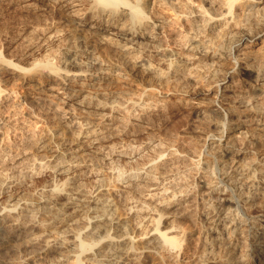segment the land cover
I'll return each mask as SVG.
<instances>
[{
	"label": "bare ground",
	"instance_id": "6f19581e",
	"mask_svg": "<svg viewBox=\"0 0 264 264\" xmlns=\"http://www.w3.org/2000/svg\"><path fill=\"white\" fill-rule=\"evenodd\" d=\"M198 2L0 0V7L3 8L23 6L35 14L47 9L60 12L72 25L71 29L73 27L76 31V38L83 42L76 47L78 49L74 48V44L64 47L63 55L57 57L60 64H55L49 57L45 63H35L28 70L17 64L18 67H11L10 60L0 55V134L3 126L16 133L15 130L22 129L24 123L28 124L26 121L17 122L20 119H15L16 114L5 111L9 107L5 101L13 91L8 88L10 74L3 73L20 71L19 67L25 70L22 77L27 94H37L52 102L54 97H58L59 102L55 105L56 109L65 113L61 112L67 119L66 130L79 129L77 138L64 140L68 149L63 150L37 138L38 130L35 132L28 126L30 124L27 125L29 133L25 138L21 134L20 137L29 144L36 143L34 145L38 148L50 150L51 161L41 156L32 158L30 151L27 153V145V150L22 148V138L15 140L18 142L16 154L0 146V264H30L32 255L41 254L53 255L56 258L53 264H148V261L151 263V259L157 258H167L171 264L185 262L188 257L183 252V241L189 237L188 228L177 225L172 219L173 213L167 212L180 203L184 205L185 212L183 208L180 210L194 214L195 203L197 205L192 198L194 193L203 202V214L210 225L207 226L212 235L209 244L222 252L220 255L209 253L208 262L264 264V150L261 152L259 147L258 150L255 148L261 136L264 137V101L262 103V98H257L261 102L260 105L257 100L258 105L255 96L249 95L244 99L247 94L243 95L244 89L245 92L249 89L264 91V0H203L201 5ZM105 45L120 55L119 60L115 59L118 62L107 63L105 58L95 54V46ZM87 53L94 55L89 57ZM228 58L233 62L220 77L218 74L224 68L221 70L219 67L227 63L225 60ZM139 73L147 78V82L144 83V78L143 85L134 91L128 88L123 91L125 95L112 93L109 96L97 92L101 79L109 81L115 78L120 83L117 85L123 88L132 86L133 77L136 78ZM234 73L244 78L235 80ZM210 78L216 89V108L204 106L199 101L211 92V89L205 91L199 88ZM34 81L37 82L32 83ZM238 81L242 84H237ZM155 82L162 84L160 88L163 84H170L172 90L156 88ZM90 90L97 91L92 93ZM175 92L186 95L185 99L189 101L186 111L189 109L191 116L204 123L206 120L208 124L204 125L215 128L217 132H205L208 128L196 122L193 137L195 135L194 139L202 146L200 153V150H195L199 154L188 153L189 149L186 152L185 148L182 152L168 145L170 153L166 160L161 159L160 154L146 155L148 157L143 154L145 161L140 160L143 164H136L141 168L129 167L132 170L128 172L115 165L116 180L120 183L117 191H137L146 186L144 198L149 206L142 204V197L141 206L139 202L135 205L137 200H133L134 204L130 202L127 212H124L127 217L117 212L113 190V193L109 192L102 184L93 192H84L85 189L77 186L78 183L76 187L82 190L73 187L68 177L74 169L78 170L77 176L84 172L83 165L89 152L90 155L92 152L102 153L108 147L104 151L102 149L109 146L112 153L116 151L121 159L125 157L122 155L130 156L133 162L141 146L126 143L130 124L135 125L134 121L146 124L160 122L161 117L175 106L177 101L171 98ZM111 96L115 98L110 99ZM7 111L9 114L5 113ZM211 111H220L222 122L210 119ZM4 114H7L6 117ZM80 137H85V140L80 141ZM153 142L149 140L142 146L148 148ZM199 144L195 145L197 149ZM32 146L28 145L31 149ZM176 147L179 148L178 145ZM87 172L86 175L92 174ZM99 173L94 174L97 176ZM166 174L173 177L169 186H165L169 182ZM49 175L60 179L41 187L35 200L15 194L24 184L29 185V182L40 181L41 177L45 179ZM196 175H199V183L192 184ZM100 179L103 180L102 177ZM178 186H184L179 189L180 192L176 189ZM138 204L140 207H137ZM172 212L177 213L175 210ZM39 213L46 214V218L40 219ZM130 215H139L140 219L134 224L131 222L134 217L130 221ZM22 250L30 254L20 257L18 254ZM205 258L207 256L201 260L194 259L201 262ZM192 262L190 264L196 261Z\"/></svg>",
	"mask_w": 264,
	"mask_h": 264
},
{
	"label": "rangeland",
	"instance_id": "374dc122",
	"mask_svg": "<svg viewBox=\"0 0 264 264\" xmlns=\"http://www.w3.org/2000/svg\"><path fill=\"white\" fill-rule=\"evenodd\" d=\"M197 1H199L198 2L199 5H201L203 3V0H201L202 2L200 0H197ZM18 7H20V8H18ZM1 8L4 9V10H2ZM5 8L6 7H4V8L0 7V10H2V12L0 11V28H2V30H3V31L0 30V53H1L0 55L3 56V58H6L7 60H10V63L12 64L11 67H13V68L14 67H18L17 65H19L21 67H24L26 70H28L30 67L32 68V66H34L35 63H38V62L45 63V61L48 60L49 57L55 62V64L56 63L60 64V61H59V59H57V57H59L60 55H63V53L65 52L64 47L69 46V45H71V46L75 45L74 48H76L80 44H83L82 41H79V39L76 38V36H77V34H75L76 31L73 30V27L71 29L72 25H70V23L68 22L66 17H63V15L60 14V12H58V11H55L53 9H49V10L47 9L43 13L41 11H39V12H36V14H35V12H33V11H27L26 8H24L23 6H13V9L17 8L16 10L15 9L13 10L12 7H10V9H9V7H7L6 9ZM21 8H23L25 10H23ZM3 11H5V12L3 13ZM24 13H25V15H24ZM50 13H52V14H50ZM50 15H52V16H50ZM227 38L228 37H226V39ZM95 47L93 48V50H96L95 54L96 55L99 54L102 59L105 58L106 59L105 61L107 63L118 62V60L120 59V57H119L120 55H118L117 52H115L113 50L111 51V49H108L110 46L105 45L103 47H96V48ZM76 49H78V48H76ZM108 52H109V54H108ZM112 52H114V53H112ZM92 54L94 55V53H92ZM87 55L89 57H91V56L93 57V55H91V53H87ZM52 57H54V58L56 57V58L54 59ZM56 59L58 60V62H56L57 61ZM115 59H118V60H115ZM225 62H227V63H224L223 64L224 66L222 65L221 67H219L221 70L224 68L222 71H220V74H218V75H220V77L224 76V73L229 69V67L231 66L230 64H232L233 60L231 58L230 59L228 58V60H225ZM228 65H230V66H228ZM225 68H227V69H225ZM18 69L20 70V71H17L18 73L16 71L15 72H11V73L6 72L7 74L3 73L4 75H9L10 74V79L11 80L9 81L10 83L8 85V88H11V91H13L12 94L10 92V96L8 97V100L5 101V103L9 107L12 104V106H11L12 108L11 109H9V107L5 108V111L6 110H10L11 112L9 111V113L16 114V115H14L15 119L16 120L20 119L17 122H19V121H24L25 122L26 121V123H28L30 125L25 124L24 122H23L24 124L21 123L20 126H22V124H23V128L22 129H17L18 131L15 130L16 133H12L13 131H10V129H8L7 126H3L2 132L0 134V146H1V148L5 149V147H6V149L11 154H16L17 153V143H18L16 141H17V139H21L22 138V137H20V134H21V136H23L25 138L26 134L29 133L30 129H35V132L38 130L37 131V133H38L37 138L42 139V140L44 139V140L48 141V143H50V145L52 144L53 146H55L57 148L59 147V149L60 148L63 149V150L64 149H68V146L64 144V140L68 139V138L69 139L70 138L71 139L72 138H77L76 135L78 134L79 129L75 128V129H72V130H70V129L66 130L67 128H65V126H66L65 124H66V120L67 119L63 115L65 113L60 111V110H58V109H56L57 107L55 105L56 103L59 102L58 101L59 100L58 97H54V101L52 102V101H49L45 97L44 98L43 97H39L37 94H29L28 95L27 94V88H25V86L23 85V77H24L23 75L25 74V72H24L25 70L22 71L21 70L22 68H20V67ZM224 70H225V72H223ZM22 73H24V74H22ZM137 75L138 76L136 78L133 77L132 86H125V87L122 86L123 88H121V86L120 87L118 86V85H120V83L115 78H112L109 81L108 80H104L103 81V79H101V80H99V82H102V84H100L101 86L98 87V89H97L98 91L95 90L94 92H96V91L99 92L100 91L103 95L106 94L108 96L110 94H112V93L119 94V95H122V94L125 95L124 92L128 88L130 90L133 89L132 91H134L135 89H138L141 85H143V80H144L145 77L141 73H139ZM234 75H235V80L239 79V81H241L244 78L243 76H239L236 73H234L233 76ZM115 77H118V76H115ZM211 79L212 78L208 79L210 81V83H209V81L207 82L205 80L207 83L205 84L204 82H202V84L199 86L200 89L203 88V89H205V91L211 89L210 90L211 91L210 94H207V95L205 94V98H201L199 101L202 102V104L204 106H208L209 108L214 106L216 108L217 105H216V103L214 101V97H215V93L214 92H215L216 89L213 87L214 83H213V81L211 82ZM107 81H108V84H106ZM239 81L237 82V84L241 85L242 82H239ZM36 82L37 81H34L32 83H36ZM116 82H118V83H116ZM146 82H147V78H145V80H144L145 84H146ZM78 83H80V81ZM153 84H154V87H156V88L158 87L161 90L163 89V91L172 90V85H170V84L169 85L168 84H163L162 88H160L162 84L160 85V83H158V82H155ZM92 87L93 86H90V88H92ZM173 90L175 91V89H173ZM243 91H244L243 95L247 94V95H245L244 99L248 98L249 95H251V96H255L256 102L258 100L259 104L261 102L263 103V101H264V91H262L263 93L261 91H259V90L258 91L254 90L255 91L254 92V91H252L250 89L248 91L246 90L247 93L245 92V89ZM90 92L94 93L93 90L92 91L90 90ZM176 93L177 92L172 94L171 95L172 97L170 96L172 98V100L177 101L176 103H174L175 104V106H173L174 108L172 107L173 110L171 109L172 111L170 110L167 113H165L166 115L167 114L168 115L167 116L163 115L164 117L163 116L161 117L162 119L160 120V122L159 121L158 122H148L146 124V123H138V121H134V122H136V123H134L135 125L130 124V127H129L130 134L128 135L130 137L128 138V136H127L128 140L126 138V143H128L130 145L135 144L136 147H140V146L142 147V148L140 147V149L137 152V154L133 157V160H134L133 162L131 160L132 157H130V156H128L129 158H127L126 155H122V156H125L126 158L122 157V159H121V156L118 155L116 151H113V153H112V150L109 149L110 148L109 146H105V148L102 149L104 151L108 147L104 151L105 153L104 152H102V153L94 152L95 153V155H94V153L91 151L92 152L91 155H90V152L88 154H86V157H85L86 161L84 163L85 165H83V166H85V167H83L84 168V170H83L84 172H81V174H79L80 177H79V175L77 176L78 170L74 169V170L71 171L72 173L70 174V176L68 178H71V181L73 182L72 183L73 187L76 188L77 190H79V189H81L83 187L82 189L86 190V191L83 190L84 192H93V190L97 189L96 187H98V185L100 186L102 184L101 186L107 188L108 191L110 190L109 192L113 193V191H114V193L112 195L115 194L114 195L115 198L113 200H114V203H115V207L118 208L117 212L119 214L120 213L124 214L126 209L128 210L129 206L131 204H134L133 203L134 201L137 200L135 202V205L138 202L140 204V200H141V202L143 201L142 198L144 199V201H146L145 198H144L145 192H146V189H145L146 186H144V188H142L140 190H137V191H141L139 193L136 190H134V189L130 190L131 192L130 191H123L122 192V190H119V192L121 191L120 193H122V195H120V193L117 191L118 188L120 187V185H118V184H120V183L116 180V170H115L116 168H115V165H116L117 168L119 166V169L122 168L125 171L127 170L126 172L132 170L133 166H134L133 169H135V167L136 168L137 167L141 168L140 165L137 166L136 164H137V162L140 164V163H142L141 161H143V160L145 161V159L143 158L144 155H145V157H148L146 155L153 156L154 153L155 154H160L161 155L160 158L161 159L165 158L164 160H166L169 157V153H170L169 148L178 149V150L180 149L182 152H184L183 151L184 148H185V150L189 149V151L186 150V152L188 151V153L189 152L196 153V151L200 150L199 151V153H200L201 150H202V146L197 142L196 139H194L195 135L193 137V134L195 133L194 131H196V130H194L193 128L195 127V124L197 125L196 122H198V124H199L201 121L196 120L193 116H191L192 114H189L190 113L189 109L186 111V107H188L187 105L189 104V101H187L185 99L186 95H184V94H176ZM102 94H100V95H102ZM49 98H53V97H49ZM113 98H115V97L111 96L110 99H113ZM257 98H259L260 100L262 98L261 102ZM258 102H257V104H258ZM61 112L63 114H61ZM1 113H2V111H1ZM5 113L9 114L8 111L5 112ZM210 113H212V111ZM221 114L222 113L220 111L213 112L212 116L210 115L211 116L210 119H213V121L215 119V121L222 122L223 115H221ZM6 115L4 114L3 116L6 117ZM192 121H193V125L194 126L192 125ZM136 124H137V127H136ZM141 124H144V125L142 126ZM204 124H206V125L208 124L206 120H205V123L204 122L200 123L201 126H203ZM27 125L30 127V129L27 128L28 127ZM31 125L33 126V128L31 127ZM149 125H152V126H149ZM206 125H204L205 129L208 128V130H205V132H208V131L210 133H213V132L216 133L217 132V130H215V128H213V127L211 128L210 126H206ZM135 129L136 130L138 129V130L136 131ZM191 132H193V133H191ZM190 134H192V135H190ZM148 137H150V139ZM24 138H22V140H23V144L25 146L23 145L22 148H24L26 150H27V148H29L30 150L28 149L27 153L30 151L29 153H30L32 158H34V157H38L39 158L41 156L45 160H49L50 159L49 161H51L52 153H51L50 150H47V149L44 150V149L38 148L37 145H34L36 143H33V142H30V144H29V141L27 142V140H25ZM80 138H81V140H80ZM80 138L77 140V142H79V140L80 141L85 140V137H80ZM149 140H153L154 141L152 143V146H150V147L148 146V148H147V146H145V147L142 146V145H145L147 143V141H149ZM156 141L157 142L159 141L158 144H157ZM155 142H156L157 145L155 144ZM259 142H258L259 146L256 145L255 148L257 150L260 148L259 151L263 152V150H264V137H263V135L261 136V140ZM116 143L117 142H115L114 144H116ZM192 143H195V144H192ZM117 144L115 146H119ZM128 144H126L125 146H130ZM154 144H155L156 147L153 146ZM176 144L178 145L179 148L176 147L177 146ZM197 144H199L201 146L200 147L198 145L199 149H197V147H196ZM7 145H9L10 147L7 146ZM26 145H27V148H26ZM28 145H30V146L33 145L32 147L34 148V150H33V148L31 149V147H28ZM158 145L160 146V148H161V146H164V147H162V148H164V150L162 148L159 149ZM2 146H4V147H2ZM76 146H77V144H76ZM194 146L196 148H194ZM15 147H16V149H15ZM152 147H153V149H152ZM154 147L155 148L158 147L157 148L158 150L156 151L157 153L154 152L155 151ZM166 148H167V152L165 151ZM115 149H117V148L115 147ZM142 149H144V150H142ZM32 150H33V153H32ZM193 150L194 151L196 150V151L194 152ZM42 151H44V152H42ZM146 151L147 152L151 151V152L147 153ZM115 153L118 155V157H120L119 160L117 158V155H115ZM199 153L197 152L196 154H199ZM98 154H99V156H98ZM150 154H152V155H150ZM96 156H98V157H96ZM115 156H116L117 159L115 158ZM137 156H138V158H137ZM89 158H91L92 160L88 161ZM114 160H115V162H114ZM87 161H88V163H87ZM129 161L132 162V163L128 166L127 164H129ZM86 163H87L88 166L86 165ZM183 163H185V162L183 161ZM127 166H128V168H127ZM1 167H2V164H1ZM129 167H132V168H129ZM93 170H94V172H93ZM99 170H100V173H99ZM111 170L115 171V172H112ZM73 171H77V172L75 173ZM214 171H216V169H214ZM85 172H87V174H91V173L92 174L91 175H86ZM94 173H99V175L103 178V180L101 181V179H100L101 177L99 175L96 176ZM169 175H172V174L169 172ZM169 175L166 174V176H168V177H169ZM84 176H86V177H84ZM172 176L175 177L174 174ZM197 176H199V175H196V179L195 178H194L195 180L193 179L194 181L192 180V184H195L197 181H198L197 184L199 183V179L200 178L197 177ZM47 177L45 176V179H44V177H41L42 179L40 178V181H39V179L36 180L37 182H29V183H31L29 185H28V183L24 184V186H22L20 188V190H18V192L16 191L15 194L17 195V193H18V194H20L19 195L20 197L22 196V197L28 198L30 200H35V198L37 197L36 195L40 191L39 189H41V187L49 185V184H51V182L53 183L55 180L59 181L58 179H60L59 177H58V179H56L57 177H54L53 175H49V177L48 178ZM168 177H167V181H169L168 182L169 184L167 183V184H165V186H169L170 184H172L171 180H173L172 179L173 177H169V178ZM97 178H98V180L101 183L100 182L98 183ZM81 183H83V184H81ZM75 184H77V186L80 185L79 187H81V188L76 187ZM25 185H27V186L25 187ZM172 186L175 187V185H172ZM182 187H184V186H178V188H176V189L180 192V190L183 189ZM112 188H115V190L112 189ZM133 190L136 191L137 193L134 192V194H133ZM143 190H144V192H143ZM127 192L129 193V195H128ZM141 194H142V196H141ZM194 195H195V197L192 196V198H195V201L197 202V205L195 203V206H196L195 210L196 211H194L195 213L197 212L196 214L195 213L191 214L190 212L188 213L187 211H186V213H184L185 212L184 211L185 207H184L183 204H180V203H177V204L174 205L176 208L174 206H172L170 208L169 212H167V213H173V215H172L173 218L172 219H175L173 221H175L176 224L178 223L177 225L180 224L179 226L182 225V227H184L186 229L188 228L189 237L191 236L190 238L187 236L189 238L188 242H187V240H188L187 237H186L187 240L183 241L184 242V244H183L184 251L183 252H184L186 258L188 257L187 261L179 263V264H183V263L184 264H190V263H193L192 261H194V262L196 261L195 264H198V262H199V264H202V263L203 264H210L208 262V258L210 256L209 253H211V254L212 253H216L217 255H220V254H222V252L220 253V249L219 248H217V247L215 248V246L212 247V245L209 244V240L211 239L212 235L208 231V227L210 226V225H208L209 222H207L208 219L205 218L206 216L203 214V209H204V207L202 206L203 202L200 201L198 196L196 197V193H194ZM19 196H17V197H19ZM110 196H111V194H110ZM129 196L131 198H129ZM144 201L142 202V204H145L146 206L150 205V204H148L147 201H146L147 204L144 203ZM130 202H131V204L129 205ZM139 204L137 205V207L141 206V204H140V206H139ZM177 208H178L179 212H178ZM200 208H202V210ZM180 209H182L184 212L182 210H180ZM171 210L172 211L175 210V211H177V213L176 212L174 213ZM180 213L181 214L183 213V214L181 215ZM38 215H39L38 217L40 219L46 218V214H44V213H39ZM124 215H127V213H125ZM176 215L178 216V218H177ZM192 215H194V217H192ZM135 216L136 217H134L133 215H130V218H129L130 221H131V218H133V217H134L133 218L134 220L135 219L136 220L140 219L139 215H135ZM127 217H128V215H127ZM134 220H132L131 222H133L134 224L138 222V220L137 221L136 220L134 221ZM133 223H131V224H133ZM205 232L208 233V234H206ZM132 233L135 234L136 232L132 231ZM207 236H209V238ZM244 237L246 238V236H244ZM0 238H1L0 239V241H1L2 240V236ZM206 238H208V239H206ZM205 240H206V242H205ZM186 243H188V244H186ZM206 243L208 245H206ZM201 248H202V251L205 250L206 252L205 251L201 252V250H200ZM208 248H209V250H212V252L211 251L209 252ZM195 251H197V252L194 253ZM200 252H201V256L202 257H200ZM202 253H204L205 256H207V258H205V260L207 259V261L204 260V261L200 262V261L195 260V259H200L201 260L202 258H204L205 256L203 257L204 254L202 255ZM26 254H30V252L22 250L21 252H19L18 255L20 257H24V255H26ZM192 255H193V257L195 259L192 258ZM32 256L33 257L31 258L30 264H53V262L56 259L53 255H50V254L49 255L41 254V255H32ZM192 259H194V260H192ZM159 261H161V262L159 263ZM165 261H167V262H165ZM188 261H189V263H188ZM152 262L155 263V264H163V263L171 264V261H169V259H167V258H165V259H163V258L162 259H158L157 258V259H154V260L151 259V263ZM151 263H150V261H148V264H151Z\"/></svg>",
	"mask_w": 264,
	"mask_h": 264
}]
</instances>
